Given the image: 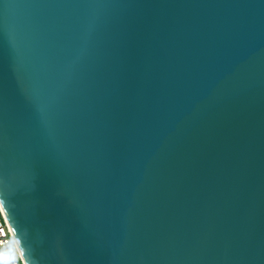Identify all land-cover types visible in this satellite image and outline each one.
I'll use <instances>...</instances> for the list:
<instances>
[{
    "label": "water",
    "instance_id": "1",
    "mask_svg": "<svg viewBox=\"0 0 264 264\" xmlns=\"http://www.w3.org/2000/svg\"><path fill=\"white\" fill-rule=\"evenodd\" d=\"M0 204L25 264H264V0H0Z\"/></svg>",
    "mask_w": 264,
    "mask_h": 264
},
{
    "label": "built area",
    "instance_id": "2",
    "mask_svg": "<svg viewBox=\"0 0 264 264\" xmlns=\"http://www.w3.org/2000/svg\"><path fill=\"white\" fill-rule=\"evenodd\" d=\"M5 220L7 219L4 212L0 213V254L4 256L0 264H25L8 222L7 227L3 226Z\"/></svg>",
    "mask_w": 264,
    "mask_h": 264
},
{
    "label": "snow or ice",
    "instance_id": "3",
    "mask_svg": "<svg viewBox=\"0 0 264 264\" xmlns=\"http://www.w3.org/2000/svg\"><path fill=\"white\" fill-rule=\"evenodd\" d=\"M4 211V206L3 205H0V213H2ZM4 227H7V220H5V223L3 225ZM10 231V229H9ZM5 235H7V233H5ZM4 259V256L3 254H0V260H3Z\"/></svg>",
    "mask_w": 264,
    "mask_h": 264
}]
</instances>
